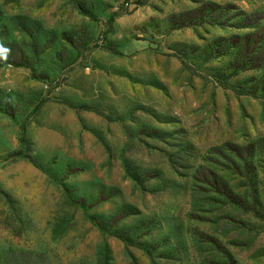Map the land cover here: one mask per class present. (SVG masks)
I'll return each instance as SVG.
<instances>
[{"label":"rangeland","instance_id":"obj_1","mask_svg":"<svg viewBox=\"0 0 264 264\" xmlns=\"http://www.w3.org/2000/svg\"><path fill=\"white\" fill-rule=\"evenodd\" d=\"M79 1L0 0V264H264V0Z\"/></svg>","mask_w":264,"mask_h":264},{"label":"trees","instance_id":"obj_2","mask_svg":"<svg viewBox=\"0 0 264 264\" xmlns=\"http://www.w3.org/2000/svg\"><path fill=\"white\" fill-rule=\"evenodd\" d=\"M73 2H75V4H77L79 6V8H81V10H83L84 14L92 19H94V14L89 11L88 9H86L84 7L83 4H81V2L79 0H71ZM116 17L113 16L110 19V26L113 25V23L115 22ZM255 40L257 41V35H252L250 34L249 36H244V38H235L234 40L230 41V42H226V47H229L230 44H233V47L235 49V54H234V61L232 62L233 64L231 65V73L230 75L226 76L220 73H216L214 76L215 82L221 85V87L228 89L231 88L236 95L238 96H251L254 98H264V58L261 57L260 55L263 54L264 55V51H262V49L264 48V36L261 37V42H258V44L262 47L258 48L256 47V50L253 51V53H255L254 58L256 59V61L261 65L260 70L262 71V76L259 80H257V88L256 89H252V88H247L244 86H236L233 85L231 83V81L233 80V78L238 77L240 75L241 72L245 71L248 67L252 66V62L253 59L249 57V54L247 53L249 51L248 47H251V45L255 42ZM225 46V44H222V41H218L215 42L214 46L210 49L209 55H214L215 53L217 54L216 51H219V48H223ZM243 52V53H242ZM215 54V55H216ZM3 61L0 59V63H2ZM10 65H15V66H27V65H23V64H17L15 62H13L12 60L9 61ZM44 105V101H42L40 104H38L36 106V112L39 111L42 106ZM89 108V107H87ZM96 112L100 113V111L96 110ZM103 114V113H101ZM21 132H22V136H21V144H27V123H24L21 126ZM258 218L264 220V217H261L260 213L257 214ZM127 242H132V239H128L125 238L124 239Z\"/></svg>","mask_w":264,"mask_h":264}]
</instances>
